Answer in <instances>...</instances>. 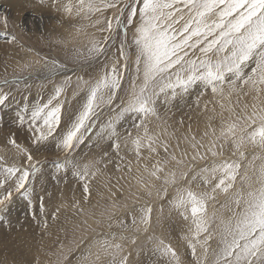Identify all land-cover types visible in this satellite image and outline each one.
Returning <instances> with one entry per match:
<instances>
[{
    "label": "snow or ice",
    "instance_id": "obj_1",
    "mask_svg": "<svg viewBox=\"0 0 264 264\" xmlns=\"http://www.w3.org/2000/svg\"><path fill=\"white\" fill-rule=\"evenodd\" d=\"M74 7L77 15L83 13L85 16L117 9L114 16L104 21L106 28L102 31L110 35L105 36L103 42H92L87 51L89 58L104 55L108 42L114 38L112 34H119L121 25H126L123 30L125 40L118 49L123 63H113L110 68L105 66L95 80L83 82L87 86L86 102L57 142V148L69 151L83 142L81 129L85 128V121L95 114L100 104L111 105L117 92L122 90L123 71L129 67L130 55L135 57L134 75L119 115H135L139 120L135 126L144 128V136L132 140L137 162L142 157L143 148L157 155L158 148L169 153L168 142L149 135L146 126L147 118L155 116L159 119L157 102L161 95H170L175 99L193 86H202L204 91L200 95L210 91L212 101L209 102L220 109L217 115L221 118V128L217 136L216 129L209 123L215 138L209 141L207 147L196 141L195 136L191 137L192 160L205 158L200 149L212 157L221 156L225 144L232 146V155L238 159L214 161L189 177L190 169L181 168L185 161L170 154V159L157 160L151 171L145 165L148 176H140L137 182L148 196L156 188L152 181L162 180L165 186L156 188L157 195L162 191L166 193L167 185L187 182L186 187L177 189L169 203L184 220L191 221L190 235L185 238L195 264H264V0H77L75 6L68 3L63 10L71 14ZM137 17L138 24L135 23ZM2 22L7 28V16L2 18ZM129 25L134 27L131 45L126 43ZM15 40L13 35L9 42ZM129 48H134V51L130 53ZM66 70L74 71L66 64L53 60L48 78ZM77 79L80 81L83 78ZM70 80L71 77L65 76L64 81L55 86L54 95L47 103L31 110L27 124L33 134V143L46 141L59 127L63 108L59 98ZM249 96L251 103H241L243 97ZM7 99L8 94L0 92V104ZM53 101L56 103L53 104ZM215 106L212 109L214 113ZM204 108L208 110V103ZM18 120L21 125L25 123L24 116H18ZM110 127L113 128L111 135H115L114 127ZM208 135V132L204 133L205 137ZM7 144L24 155L27 161L33 160L32 154L17 144L14 136L7 140ZM112 147L119 154V143ZM249 148L257 150L252 153L251 159L246 154ZM173 161L180 169L179 175L172 169L166 171ZM64 163L71 167L77 179L84 182L83 191L88 194L89 182L101 171L95 167L99 161L82 166L74 160ZM131 170L129 161L128 171ZM36 171L34 164H30L29 168L8 165L4 156H0V210H7L13 192L29 196L30 189L26 185ZM193 184L204 187L194 191ZM219 194L225 196V201L209 215V202L216 203ZM152 211L150 205L142 206L138 216H132L131 226L139 229L143 225L144 231H147L152 223ZM120 225L128 227L125 220H121ZM108 226L111 228V223ZM116 240L115 234H102L78 258L77 264H102V257L110 258L107 264H128V257L121 255L123 245ZM197 246L201 250L200 255L197 254ZM155 250L162 257L170 256L174 264H181L176 251L163 240L156 243ZM63 258L68 259L67 255Z\"/></svg>",
    "mask_w": 264,
    "mask_h": 264
},
{
    "label": "rangeland",
    "instance_id": "obj_2",
    "mask_svg": "<svg viewBox=\"0 0 264 264\" xmlns=\"http://www.w3.org/2000/svg\"><path fill=\"white\" fill-rule=\"evenodd\" d=\"M68 3L75 6L77 0H0V92L8 94L6 102L0 104V156H4L8 165L29 168L30 164H34L37 168L26 185L30 189L29 196L13 192L7 210H0V264H77L78 258L102 234L116 235V242L123 245L121 255L128 257V264H174L170 256L162 257L155 250L159 240L171 245L181 264H195L185 238L190 235L188 229L191 221L184 220L169 203L177 189L186 187L187 182L167 185L166 193L162 191L157 195L156 188L165 186L162 180L152 181L156 188L148 196L137 181L140 176L147 178L148 171L156 161L170 159V154L185 161L181 168L190 169L189 177L214 161L238 159L232 155V146L225 144L221 156L212 157L200 149L205 158L192 160L191 137L195 136L196 141L207 147L209 141L215 138L208 127L209 123L219 135L221 118L217 113L220 109L209 102L212 101L210 91L200 95L204 91L202 86H193L175 99L170 95H161L157 102L159 119L155 116L147 118L146 126L149 135L168 142L169 153L158 148L157 155L143 148L142 157L137 162L132 140L137 136L143 137L144 128L135 126L139 124L135 115H119L134 75L135 57L130 55L128 69L122 70V90L117 92L111 105L100 104L95 114L85 121V128L81 129L83 142L69 151L57 148V142L86 102L87 86L83 82L95 80L105 66L110 68L113 63H123L118 49L125 40L123 30L126 25H121L120 33L112 34L114 38L108 42L105 54L89 58L87 50L91 43L103 42L104 37L110 35L102 31L106 28L104 21L114 16L117 9L85 16L83 13L77 15L74 7L73 16H70L63 10ZM5 16L8 18L7 28L2 22ZM135 23H139L138 17ZM133 32L134 27L127 26V45L132 43ZM13 35L16 40L9 42ZM128 51L131 53L134 48ZM53 60L66 64L68 69L74 71L66 70L49 79L48 69ZM65 76L71 77V80L59 98L63 105L60 125L46 141L33 143L27 118L35 106L47 103L54 95L55 86L61 84ZM78 77L83 79L78 81ZM245 101L251 103V96L241 99V103ZM206 103L207 111L204 108ZM214 106L215 113L212 111ZM18 116L25 117L23 125ZM110 125L114 127L115 135H111L113 128ZM205 132L209 133L207 137L204 136ZM13 136L17 144L32 154L31 162L7 144V140ZM117 142L120 145L119 154L112 147ZM254 151L257 150L247 149L248 159H251ZM105 153L108 155L105 156ZM66 160H74L81 166L99 161L95 167L101 171L89 182L88 194L83 191L84 182L73 175L70 166L65 165ZM129 161L131 172L128 171ZM145 165L148 171H145ZM168 169L177 171L179 175L180 169L174 161L168 164L166 171ZM203 187L192 185L194 191ZM224 201L225 196L219 194L216 203L209 202V215ZM144 205H150L153 210L152 223L147 231H144L143 225L139 229L131 226L132 216H138V210ZM121 220H125L128 227H122ZM200 251L197 246L198 255ZM64 255H67V260L63 258ZM108 259L102 257V264H107Z\"/></svg>",
    "mask_w": 264,
    "mask_h": 264
},
{
    "label": "bare ground",
    "instance_id": "obj_3",
    "mask_svg": "<svg viewBox=\"0 0 264 264\" xmlns=\"http://www.w3.org/2000/svg\"><path fill=\"white\" fill-rule=\"evenodd\" d=\"M70 16H73V13H71V15ZM2 37V36H1ZM39 52V51H38ZM30 55V54H29ZM15 57V56H14ZM50 60V59H49ZM42 63V62H41ZM41 65V64H40ZM1 73V72H0ZM39 78V77H38ZM73 93V92H72ZM85 93V92H84ZM84 96V95H83ZM78 102V101H77ZM21 105V104H20ZM34 105V104H33ZM113 106V105H112ZM75 108V107H74ZM87 122V121H86ZM1 141V140H0ZM33 194H35V193H33ZM163 204V203H162ZM12 211V210H11ZM10 220V219H9Z\"/></svg>",
    "mask_w": 264,
    "mask_h": 264
}]
</instances>
